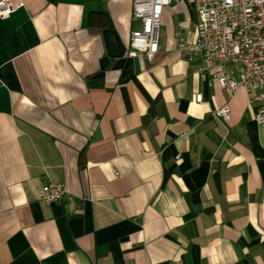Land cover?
<instances>
[{"label": "crops", "instance_id": "obj_1", "mask_svg": "<svg viewBox=\"0 0 264 264\" xmlns=\"http://www.w3.org/2000/svg\"><path fill=\"white\" fill-rule=\"evenodd\" d=\"M22 1L0 15V264H264L259 100L178 50L192 0L151 58L127 53L132 0Z\"/></svg>", "mask_w": 264, "mask_h": 264}, {"label": "built area", "instance_id": "obj_2", "mask_svg": "<svg viewBox=\"0 0 264 264\" xmlns=\"http://www.w3.org/2000/svg\"><path fill=\"white\" fill-rule=\"evenodd\" d=\"M172 0H132L131 13L139 25L130 31L127 53L151 58L159 50V28L163 6ZM177 1V0H174ZM197 14L195 37L178 41V50L199 61L203 74L224 86L232 96L243 87L254 91L259 105L253 114L264 121V0H192ZM23 5L22 0H0V15ZM231 66L235 70H231ZM200 100L202 94L196 93ZM213 114L230 118L229 102ZM115 173H118L115 171ZM63 182L47 181L38 190L45 203L66 196Z\"/></svg>", "mask_w": 264, "mask_h": 264}]
</instances>
